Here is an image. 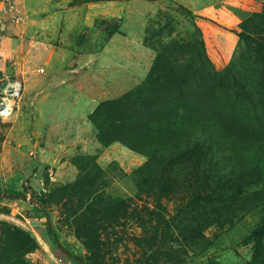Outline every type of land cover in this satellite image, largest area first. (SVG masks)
I'll return each mask as SVG.
<instances>
[{
	"label": "rangeland",
	"instance_id": "374dc122",
	"mask_svg": "<svg viewBox=\"0 0 264 264\" xmlns=\"http://www.w3.org/2000/svg\"><path fill=\"white\" fill-rule=\"evenodd\" d=\"M4 97L0 264H264V0H0Z\"/></svg>",
	"mask_w": 264,
	"mask_h": 264
},
{
	"label": "trees",
	"instance_id": "16d2710c",
	"mask_svg": "<svg viewBox=\"0 0 264 264\" xmlns=\"http://www.w3.org/2000/svg\"><path fill=\"white\" fill-rule=\"evenodd\" d=\"M3 193L5 197H24V195L14 190L13 188L0 189V194ZM39 216L46 217L47 220V231L52 241L57 245L63 252L75 263V264H92L87 261L80 253L74 252L67 244L61 241L59 232L51 225L50 216L44 210H39Z\"/></svg>",
	"mask_w": 264,
	"mask_h": 264
},
{
	"label": "built area",
	"instance_id": "2783aa9c",
	"mask_svg": "<svg viewBox=\"0 0 264 264\" xmlns=\"http://www.w3.org/2000/svg\"><path fill=\"white\" fill-rule=\"evenodd\" d=\"M41 71H43V69H41ZM13 86H15L16 90L19 92L20 86L17 83H12L11 87H8V89H13L14 88ZM7 92H9V94L7 96L16 95V94L12 93V91H7ZM11 113H12V105L10 103V100L8 99V97H4L0 101V118L6 119L8 116L11 115Z\"/></svg>",
	"mask_w": 264,
	"mask_h": 264
},
{
	"label": "bare ground",
	"instance_id": "6f19581e",
	"mask_svg": "<svg viewBox=\"0 0 264 264\" xmlns=\"http://www.w3.org/2000/svg\"><path fill=\"white\" fill-rule=\"evenodd\" d=\"M9 87H11V85L9 86ZM14 88L13 89H8V91H12V93H14V94H18V93H20V91L18 92L17 90H16V87L15 86H13ZM20 90V89H19Z\"/></svg>",
	"mask_w": 264,
	"mask_h": 264
},
{
	"label": "crops",
	"instance_id": "0c3cea01",
	"mask_svg": "<svg viewBox=\"0 0 264 264\" xmlns=\"http://www.w3.org/2000/svg\"><path fill=\"white\" fill-rule=\"evenodd\" d=\"M48 51L50 52V49Z\"/></svg>",
	"mask_w": 264,
	"mask_h": 264
}]
</instances>
